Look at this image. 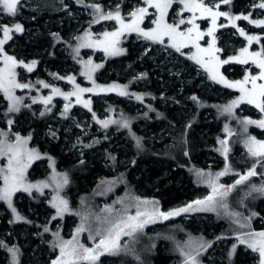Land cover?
Masks as SVG:
<instances>
[{
	"label": "trees",
	"instance_id": "obj_1",
	"mask_svg": "<svg viewBox=\"0 0 264 264\" xmlns=\"http://www.w3.org/2000/svg\"><path fill=\"white\" fill-rule=\"evenodd\" d=\"M106 1L100 4L101 8ZM251 1L233 0L232 13L245 12ZM53 3L57 4L56 8H45L36 0H29L28 8L24 6L23 11L20 8L16 16L8 17L13 24L20 23L24 30L13 35L11 47L7 44L6 52L12 51L17 60L36 62L33 72L27 73L25 77L26 81L36 88H39L40 81L49 86L59 84L61 87L70 76L80 84H87L86 81H90L88 76L84 75L89 71L85 67L87 59L84 49L81 48L82 40L78 39L82 29L64 13L74 12L75 19L79 21L85 18L84 14H81L82 10L88 9L96 16L97 13L89 8L88 0H54L52 5ZM0 15L6 14L0 12ZM6 23V20H2L0 25ZM95 24L92 23L87 29L92 30ZM75 33L76 39H70ZM141 43L139 40L132 41V37L124 39V51L121 55L101 61L96 59L94 66H102L89 71L95 86H120L127 95L110 93L104 99L92 98V110L86 112L87 115L90 118L95 116L96 123L98 113L105 112L107 117L104 119H111L114 123L107 128L101 127V133L98 134L101 137L91 144L79 136L81 155L75 156L72 150L65 151L62 148L64 133L50 127L49 119L61 115L65 117L57 104L50 111L41 110L39 107L35 109L34 106L29 111L19 108V112H9L10 102L0 92V133L11 132L25 137L32 148L39 152L41 160L30 168L29 177L41 180L55 172L67 176L68 183L63 196L71 210L70 214L53 219L56 209L52 206L51 198L44 194L39 197L36 194H17L13 207L23 217L17 221L8 204L0 202V242H3L0 245V264H52L60 254L58 245L67 240L64 238L69 236L67 231L70 230L71 233L76 226V223L71 221L75 222L72 219H77L76 213L81 211L77 208L78 203L85 197L94 195L101 186L106 188L102 191L103 196L96 199L99 207L101 203H108L112 198L129 192L136 197L157 200L162 210L169 207L177 209L187 206L189 201L195 199V195L208 189V181L203 179L221 171L223 166H208L207 162L214 161L212 158L208 159L209 156H217L220 157V164H223L219 152V138L222 137L226 123L219 117V113L222 107H226L232 100L216 103L211 94L213 91L208 93L205 88L198 86L199 79L188 87L187 80L189 74L193 76V68L181 72L179 77L170 76L169 72L172 70L164 73L163 66L160 65L164 56L155 54L154 51L142 56ZM261 47L264 49V40ZM239 68L240 66L235 67L232 72L225 68L223 72L230 78L239 75ZM19 74L21 77V72ZM207 83L213 90H218L216 83L208 80ZM137 96L142 99H136ZM27 112L32 116L29 120L26 118ZM41 112L45 114L41 116ZM75 112L70 110L68 113L71 114L66 118V121L74 120L76 123L75 128L69 126L70 132L75 134L77 130L90 129L81 122ZM242 116L256 119L247 112ZM9 120L13 121L11 125ZM23 121L24 124L20 127ZM125 121L128 127L123 126ZM253 130L252 127L249 132L252 134ZM4 137L0 136V139ZM137 141L140 146H137ZM238 147L239 143H235L228 154L235 168L240 172L252 169L253 166L256 168L258 161L237 155ZM258 165L256 170L261 174V178L251 176L236 185L228 199L230 209L234 213L248 218L249 224L254 226L250 227L262 231L264 198H254L256 191L253 186L257 188L264 184V161ZM41 166L46 169L44 173L40 170ZM33 173H36V176H32ZM116 183L123 185H119L109 194L112 185ZM233 184L235 182L231 183ZM90 204L87 205L89 209ZM85 210L89 212L88 209ZM196 216L207 217L198 221ZM45 227L49 231L45 232ZM177 228L184 233L173 236L175 247L184 256L187 252H182L181 249L187 245L190 236L194 242L201 244L206 241L210 245L211 242L215 243L235 231L229 221L218 219L208 211L187 212L176 216L172 222L163 224L157 231L148 228L146 232L130 236L125 248L126 253L106 254L97 264H172L176 258H183L173 253L171 242L164 237ZM184 234L188 237H184ZM233 245L235 244L228 242L224 250H217L216 255L220 256L223 262H212L209 259L216 244H211L204 251L193 245L191 251H203L201 260L197 261L199 264H247L251 259L250 254L244 251L243 246H236L235 252L232 253ZM9 248L18 250L15 258Z\"/></svg>",
	"mask_w": 264,
	"mask_h": 264
},
{
	"label": "rangeland",
	"instance_id": "obj_2",
	"mask_svg": "<svg viewBox=\"0 0 264 264\" xmlns=\"http://www.w3.org/2000/svg\"><path fill=\"white\" fill-rule=\"evenodd\" d=\"M36 1L42 7H45V8H47V7L48 8H51V7L56 8L57 7L56 3H53V5H52V2H54V0H36ZM232 1L233 0H230L229 4H224L221 2V0H204V2L206 4H208V6L213 7L214 10H217V9H215V4L219 3L220 8L218 10L222 11V12H227L232 17L247 15V16H249L250 20H264V9L258 7V5L262 2H264V0H260V1L259 0H252L247 5L246 11L243 13H240V14L232 13V9H231ZM88 2H89V5H93V4L100 5L101 3L104 2V0H88ZM28 3H29V0H21V4L18 6V9L21 8L23 11L22 7L25 6V8H28L30 6V5H28ZM60 4L62 6L63 2ZM117 6H119V10L121 12V15L124 17L126 22L131 19L129 13H131L132 11H134L138 7H147V5H145V3H144V0H107L106 3L104 4V7H102L101 10L103 13H107L109 11L115 12L117 10ZM89 8L91 10H94L90 6H89ZM182 9H183L182 4H180L179 2H174L172 7L168 9V14L165 17L166 21L169 24H176L179 22L180 19L187 20L188 18H190L192 16L191 12L182 11ZM81 14H84L83 16H85V18L83 20L81 19L79 21V20L75 19L74 12L68 11V12L64 13V15L67 18L74 20V22L82 29V31L80 32L81 34L79 36V41L82 40L81 45L86 42L84 39H82V38H84L86 32H91L92 38H93V40H95V39H101L102 34L104 32H112V31H115L119 27V25L114 20H102L99 23H96L95 21H96V19H98L99 13H97V16H96L95 14H91V12L88 9L82 10ZM93 15H95V16H93ZM157 16H158V13L156 12V10L154 8L149 7L148 8V15L145 17L144 22L141 24V27L144 28L145 30H148V29L155 27V25L152 23V21L155 20L157 18ZM197 16H199V13H197ZM8 17H9V15H7V14L6 15H0V23L2 22V20H6L7 23L5 25H7V24H9V26L13 25V23L10 21V19ZM23 17H25V16L23 15ZM94 22L96 23L95 24L96 26H94L92 28V30L91 29L88 30L87 29L88 26H90ZM196 23L200 25V30L204 31V32H207L208 28L211 27V19L210 18H208V19H197ZM234 23H235L236 27L232 26L233 21L229 20L228 17H219L217 19V27H216V31H215L214 35L216 37V47L221 50L220 52L217 53V55L220 57V59H227L228 57H231V56H238L240 54V50L242 48H245V47H247L249 49V52H260L262 49L261 43L264 40V26H257L255 24L250 23L249 20H244V19L235 20ZM221 25H223V26H221ZM187 27H190V25H188V24L180 25V30H182V31L186 30ZM240 28H242L244 30L246 35L260 37L259 42L253 41L252 44L249 45L248 41L245 39V36L240 35V33L238 31V29H240ZM15 33H17V32L11 33L12 37ZM76 36H77V34L75 33L74 35L70 36V39L75 40ZM131 37H132V41L139 40L142 42L140 44V46L143 48L142 56L147 55L148 52H150V51H152V52L154 51L155 54H161L164 56V60L162 61V63H160V65L163 66L164 70L163 69L162 70L164 71V73L172 70V72H169V75L179 77L181 72H186L188 69L193 68V70H194L193 76H192V74H189V78L187 80L188 81V87L193 85V83L196 79H199L198 86L205 88L208 93H211L213 91V93H211V94L213 96V101H215L216 103L217 102L227 103L228 101H231V100L232 101L237 100L240 97L241 93L239 92L238 89L228 88L225 85H223L221 83H217L216 81L212 80L210 78L209 73L205 70L204 67H202L200 64H197L194 60L189 59V56L196 51L195 48H192L191 46L188 48H183L182 52L184 54L182 55L181 53L176 52L175 49L168 46L167 37H165V43L160 44V43H155V42L150 41V40H146L143 37L139 36L135 32L125 33L123 36H121L117 47L123 49L122 48L123 40L127 39V38H131ZM2 38H3V33L0 32V39H2ZM211 39H212V37L205 36L204 39L200 41L201 46L207 47L208 43L211 42ZM11 42H12V40H9L4 45V51L7 55L14 57V55L11 53L12 51L7 53L6 49H5L7 44L9 46V48L11 47L10 46ZM81 48L84 49V51H85V55H86V59H87L86 64L89 60L92 62L91 65L87 67V70H89V71L97 70L94 66V64L96 63V61H95L96 59H97V61H101V60L110 59V58L119 56V55H108L103 50H101V48H99V47H82L81 46ZM154 56H152V58H154ZM204 58L207 59V57H204ZM17 61H23V62L29 63V64L31 63L25 59L17 60ZM82 63H83V61H82ZM179 66H181V67L178 68ZM238 66H240L239 75L230 76V78H228L223 72L225 68L227 70H229V72H232L234 70V68L238 67ZM3 67H4L3 60L0 59V68H3ZM33 70H34V68H33ZM15 71H16V80L19 83L29 84V82L26 81L25 77L27 76V73H30V72H28L26 68H24L22 66H18L15 69ZM89 71H87V72H89ZM259 71L260 70L256 67L255 64H253L251 62V60H249L248 64H239L236 62H230L229 64L223 65L220 68V72L229 81L243 80L246 74L258 75ZM20 72H21V77L19 76ZM90 74H92V73H90ZM91 77H92V75H91ZM206 77H207V80L209 82L216 83V85L218 86V90L217 89L213 90V88H211L208 85L207 80H205ZM86 82H87V84H85V83L80 84L79 82L75 81V83L78 84L81 88H93V92H86V93H83V95H82L83 100H90L91 101V104H90L91 110H92V98L93 97H95L97 99H102V98L104 99L107 94H110V93L119 94L120 90L122 89L120 86H118L116 88V90H113V91H101L102 88L106 89V88H109L110 86H113V85L95 86L93 84L92 79L90 81H86ZM257 83H264V81H257ZM30 85H32V84H30ZM246 87L250 88L251 84L246 85ZM52 88H59L61 90V92L67 93V92H72L74 90V85L69 83V81L66 79V81H64V83L61 84V87L58 84L56 86L50 85L49 87L45 88L40 83L39 88H36V86L32 85V87H30V88H24V89L17 88V89H14L13 91H14V95L16 97L20 98V103H19L18 107L20 109L21 108L26 109L25 111H29L34 106H35L34 107L35 109L37 107L41 108V110L52 109V108H54L55 104H57V107L60 108V110H63V112H64L65 105L66 104L70 105L68 112H70V110L76 111L75 113L78 117H80L79 119H81V122L86 126L88 125L90 129L85 128V130H81V131L77 130L75 132V134H72L70 132L69 126L75 128L76 123L74 120L66 121V118L69 117V115L71 114L68 112L66 114H64L65 117L63 115L54 116L53 118L49 119L48 122L51 123L50 124L51 128H54L57 131L62 130V132L64 133L65 138L63 140L64 143H63L62 148L67 152H70L72 150V152L75 154V156L81 155L82 146L80 144L78 137L80 136L88 144H91L92 142H94V140L101 137L98 134L101 133V127H103V125L98 123V121H112V120L111 119H104L107 117V115L105 112H101V113H98V115H97L101 118H98L96 116V118H97V120H96L97 124H96L94 122L95 116L90 118V116H88L86 113L89 111V109L84 107L82 103H77L75 96H72L69 100H65L63 98V96L53 95ZM1 93H3V92H1ZM47 96H52V101L49 105L45 106L43 103L40 102V100L42 97H47ZM33 100H36V103H33ZM0 104H2V100H0ZM229 104H231V102H229ZM224 108L225 107H222V109L220 110V113H219V117H222V119H224V121L226 123L224 125V130L221 134L222 137L219 138V152H220L221 157H222L221 160L223 159V164L222 165L220 164V157L209 156L208 159L212 158L211 160L214 159V161L207 162V165L208 166H216V167L223 166L220 172L225 171V169L227 167L228 171L226 172V174L224 176H220L218 179H217V174H215L214 176H211L209 178L203 179L206 182L208 181V183H206L208 189L200 191L197 195H195V197H194L195 199L193 201L202 200L206 196L211 194L212 190H211V187L209 186V181H215L217 184H222V185L227 184L230 186L231 183L235 182L236 180H238L240 178V175H245L250 170L249 169L247 171L245 170V171L240 172L239 170H237V168H235V165L233 164L232 160L228 158V156H227V160L225 159V157L223 155V146L220 143L221 140H227V142H228L227 147L229 148L228 154L231 152L232 146L235 143L236 144L239 143V147L237 148L238 149L237 155H239L241 157L245 156V157L249 158V160L251 159V160H257L258 161V158L252 157L249 154L245 141H247V139L250 136L255 137L257 140H264V128H260L255 124L245 125L243 123V121L245 119H248V118H246L242 115H243V113L247 112L249 114H252L256 118L255 120H260V119H264V113H261L259 111V109H257L255 107V105L248 104L246 102L237 105L235 108H233L231 113L225 112ZM238 112H239V114H238ZM241 113H242V115H241ZM30 117H32L30 115V112H27L26 118L29 120ZM66 122H69V123H66ZM23 124H24V121L22 122L20 127L23 126ZM110 124L111 123H109V125ZM252 127L254 130H253V133L251 134L249 132V130ZM91 128H93L94 130H91ZM245 128L247 129V131H245ZM18 133H20V132H18ZM90 133L92 134V136L88 137V135H90ZM229 133H231V135ZM17 136L18 135L12 134L11 132L6 134L7 142L15 144ZM4 138H2V139H4ZM22 139H27V138L23 137ZM26 147L28 149L35 150V152L39 153L36 149L32 148V146L30 145L28 140H27ZM39 160H41V158L33 160L31 165L27 168V170L25 172V180H26V183H30L33 185H41L40 189L37 190L36 188H33L31 190V193L24 192V191H18L16 193H14L12 196V206L14 204L16 195L17 194H23V193H25L27 195L28 194H31V195L36 194V195H38V197L40 195L44 194L48 198H51V201L53 203L56 202V201H54L55 197H59V198L66 200V198L63 196V192H64L65 188L67 187V184H63V177H64L63 175H58L55 172L53 174H50V176H48V178L41 179V180L34 179L33 177H29L28 173H29L30 168L33 167L35 165V163ZM263 161L264 160H259V162H257V163L259 164L260 162H263ZM7 163H8V157L7 156H0V169H6ZM258 164H257V167L255 168V171L257 173V175H255V176L258 178H261V174L259 173L258 170H256L259 168ZM40 168H41L40 170L42 173H44V171H46V169L43 166H41ZM35 174L36 173H33L32 176H36ZM226 177H227V179H225ZM44 184H47L48 186L43 187ZM121 184L122 183H116V184L112 185V191H110L109 194L113 193V191ZM3 186H4V182H3L2 177H0V188H3ZM259 187H261V186H259ZM259 187H257V188H259ZM105 188H106L105 186H101V189H99L97 192H95L94 195H92L91 197H85L82 201H80L78 203L77 208L79 210H81L79 214L76 213V215H77L76 217H77L78 221L76 218L72 219V220H75V222L71 221V223H73V224L76 223V224H74L76 226H75V228L73 227L74 228V230L72 229L73 232L71 231V233H70V230H68L67 235H69V236L64 237V238H67V240H71L76 233V229L79 228L83 224L85 231H82L77 238H78L79 242L81 244H83L85 247H93L94 244L99 241L100 237L96 236V239L93 240L90 238V234L95 235L96 230L98 228H107L110 226L109 224H102L101 223V221H103L105 218H107L109 221L115 222V221L119 220L122 216L125 215L126 209H127V214L135 215V212L137 210L136 206L138 204L137 198H139L140 201L148 200V201L158 202L157 200H153V199L136 197L133 194L127 192L121 196H116V197L112 198L108 203H106V202L101 203V206L99 207V204L98 203L96 204V202H97L96 199L103 196L104 193L102 191H105ZM230 194H231V192L228 194L226 199L223 200L222 202H220L219 198H218L216 210L215 211H208V212L215 215L218 219L220 218V219H224V220L229 221L230 224L233 225L235 231L233 232L232 235L218 239V240H216L215 243H213V242L210 243V245L216 244V248L209 255V259H211L212 262H215V261L223 262L222 259L219 258L220 256L216 255L217 254L216 252L219 249L224 250L225 246L229 242L230 244L232 243V244H235L236 246H243L245 248L244 251H246L250 254L249 256L251 257V259L247 264H259V254L257 252H253L250 248L247 247V245L239 244L237 237L240 234L245 233V232H249V231L259 232L261 230H255L252 227H250L253 225L249 224V221L246 218H244L240 215H230L229 214V213L236 214L230 209V206H229V199L228 198H230ZM20 197L24 198V196H20ZM93 198H95V199L93 200ZM254 198H257V199L264 198V193L256 191ZM193 201H189L188 204L192 203ZM0 202H6L7 203V201H3V200H0ZM90 202H92V203L90 204ZM88 204H90V209L87 207ZM222 204H226L227 208L221 206ZM92 207H99V208L92 209ZM143 207H144V205H141V208H143ZM147 207L149 209H151L152 204H149ZM157 207L159 208L160 211H163V212H168V211L175 209L174 207H169L165 210H162L159 202H158ZM175 207H177V206H175ZM108 208H111L112 211L111 212L106 211V209H108ZM85 209H88L89 212H87ZM70 212H71V210L69 212L64 213L63 215L70 214ZM181 214H185V213H181ZM97 217H100L99 221L96 219ZM175 217H172L168 220H157L155 223H149L144 227V229L142 231L146 232L148 228H151V230H153V231H157L160 228V226H162L163 224H168V223L172 222ZM196 217H197L198 221H201L204 218H206L207 216H196ZM241 224H244L246 226L242 228V227H240ZM260 224H262V223H260ZM259 226H262V225H259ZM141 232L134 233L132 236H135ZM181 233H184V232L181 231L179 228H177L176 230L172 229L164 237L171 242L173 253L175 255L178 254L179 256H181V258H183V259H180L179 257L176 258L175 259L176 261H174L172 264H192V261L189 259L190 257H194L195 258V264H199L197 261L201 260L200 256L203 253V251L209 246V243L206 241L201 242V244H199L196 241H195L196 242L195 243L191 236L188 237V235L184 234L183 235L184 237L185 236L188 237L187 245L184 247V249H181L182 252H187L185 254L186 256H184V255H182V253L178 252L177 248L175 247V240L173 238V236H176L177 234L180 236ZM129 238H130V236H122L121 237V240H120L121 250L116 255H118L120 253H126L127 252V251H125V248L129 243ZM148 239H150V238H148ZM222 241H224V242H222ZM59 242L60 241H58V243ZM202 244L204 245L203 247H201ZM193 245H196L200 250L203 249V251L192 252L191 250L193 249Z\"/></svg>",
	"mask_w": 264,
	"mask_h": 264
},
{
	"label": "snow or ice",
	"instance_id": "obj_3",
	"mask_svg": "<svg viewBox=\"0 0 264 264\" xmlns=\"http://www.w3.org/2000/svg\"><path fill=\"white\" fill-rule=\"evenodd\" d=\"M81 2V0H78ZM174 2H179L183 5L182 11L191 12L192 16L185 19H180L176 24H169L165 17L168 14V9L172 7ZM224 4H229L230 0H221ZM147 7H138L131 13H129L131 19L125 21L124 17L121 15L119 6L115 12L109 11L103 13L101 6L98 4L89 5L92 7L96 13H99L96 23H99L102 20H114L119 25V27L112 32H104L101 39L92 38L91 32H86L84 39L86 42L82 44V47H99L108 55H120L124 51L123 49L117 47L120 37L125 33L135 32L139 36L143 37L146 40L153 41L155 43L164 44L165 37L168 40V46L175 49L176 52L184 54L182 52L183 48L192 47L196 51L189 56V59L194 60L197 64H200L205 70L209 73L210 78L217 83H221L228 88L238 89L241 93L240 97L237 100H233L231 104L224 108L225 112L231 113L233 108L241 103H248L255 105L261 113H264V83H257V81H264V49H261L260 52H249L247 47L240 50L238 56H231L227 59H220L217 55L221 50L216 47V37L214 35L217 27V19L219 17H228L229 20L233 21L232 26L236 27L234 21L239 19L249 20L250 23L257 26H264V20H250L249 16H235L232 17L227 12L219 11L220 4H215V9L208 6L204 0H144ZM21 4V0H0V12L5 13L9 16H16L18 13V6ZM154 8L158 13V16L152 23L155 27L145 30L141 27V24L144 22L145 17L148 15V8ZM258 7L264 9V2L260 3ZM199 13V16H197ZM211 19V27L208 28L207 32L200 30V25L196 23L197 19ZM188 24L190 27H187L186 30H180V25ZM223 26V25H221ZM23 27L20 23H15L11 26L9 25H0V32L3 33V38L0 39V59L3 60L4 67L0 68V92H3L5 97L10 101L9 112H19V103L20 98L14 95V89H24L30 88L32 85L26 83H19L16 80V71L15 69L18 66H22L27 69L28 72H32L35 67L36 62L32 61L30 64L23 61H17L15 57L7 55L4 51V45L12 39L11 33L13 32H23ZM241 36H245V39L248 41L249 45L253 41L259 42L260 37L246 35L242 28L238 29ZM205 36L212 37L211 42L208 43L207 47H202L200 41L204 39ZM79 39V38H78ZM204 57H207L205 59ZM249 60L260 70L258 75L246 74L243 80L229 81L224 75L220 72V68L223 65H227L230 62H236L239 64H248ZM89 60L85 67L91 65ZM102 65H95V68H99ZM84 75L88 76L91 80L90 72H85ZM64 79V77H59ZM69 83L74 85V90L72 92H61L59 88H52L53 95L63 96L65 100H69L72 96L76 97L77 103H82L84 107L88 108L91 111V101L83 100L82 95L86 92H93V88H81L78 84L75 83L74 77H67ZM43 87H49L48 84H45L43 81H40ZM93 83H95L93 81ZM251 84V87H246V85ZM118 86L113 85L109 88H102L101 91H113L116 90ZM120 95H127V92L120 90ZM136 99H142L140 96H137ZM196 99V97H192ZM52 101V96L42 97L40 102L45 106L49 105ZM33 103H36V100H33ZM70 105L66 104L64 107V114L68 112ZM50 111L51 109H47ZM41 116L45 113L41 112ZM9 125L13 123L12 120L8 121ZM102 124L103 127L107 128L109 123H114V121H98ZM245 125L255 124L260 128H264V119L252 120L245 119L243 121ZM124 127H128V123L124 122ZM245 131L247 129L245 128ZM231 135V133H229ZM0 136H5L4 139H0V156H7L8 163L6 169H0V177H2L4 186L0 188V200L7 201L9 208L15 214V219L20 221L23 219L17 212L16 209L12 206V196L18 191H24L31 193L33 188L37 190L40 189L41 185H33L26 183L25 172L27 168L31 165L33 160L40 159L39 153L35 150L28 149L27 139H22L21 137H16V143L12 144L7 142L6 134L0 133ZM30 139V137L28 138ZM221 145L223 146V155L227 160L229 148L227 147V140H221ZM247 150L252 157L258 158L259 160H264V140H257L255 137H249L245 141ZM137 146H140L139 141H137ZM228 171L227 167L225 171L217 173V179L220 176H224ZM202 175V173H199ZM257 175L255 171V166L250 169L247 174L240 175V178L235 181V184L225 187L222 184H217L215 181H209V186L211 187V194L206 196L202 200H196L188 204L185 207L173 209L168 212L160 211L157 207L158 202L143 200L140 201L139 198L138 204L136 206L137 210L135 215L127 214V209L125 210V215L122 216L119 220L112 222L105 218L101 221L102 224H109L107 228H98L95 235L90 234V238L95 240L96 236H99L100 239L93 247H85L78 240V236L82 231H85L83 224L76 229V233L71 240L62 241L59 247V256L52 261V264H97V261L100 260L101 256L105 254L116 255L121 250L120 240L122 236H132L134 233L141 232L144 227L149 223H155L157 220H168L172 217L179 216L181 213L187 212H198V211H215L216 205L219 201L222 202L226 199L228 194L231 192L232 188L236 185L243 183L248 180L249 177ZM68 179L65 175L63 177V184H67ZM47 184H44L43 187H47ZM254 191L264 193V185L259 188L253 186ZM52 206L56 209V216L62 217L64 213L69 212L68 201L59 197L54 198ZM152 204L151 209L147 206ZM141 205H144L141 208ZM221 206L227 208L226 204ZM106 211L111 212L112 209L108 208ZM230 215H239L229 213ZM256 215V213H253ZM98 221L100 217L96 218ZM248 219V218H246ZM246 225L241 224L240 227H245ZM44 231L47 232L49 229L44 228ZM59 235L58 233L56 234ZM239 244L247 245L253 252L259 254V264H264V231H249L240 234L237 237ZM3 242H0L2 245ZM210 246V245H209ZM203 247V245L201 246ZM13 257H16L17 249L9 248L8 249ZM236 250V245H233L232 253ZM230 253V255L232 254ZM192 261V264H195V258H189Z\"/></svg>",
	"mask_w": 264,
	"mask_h": 264
}]
</instances>
